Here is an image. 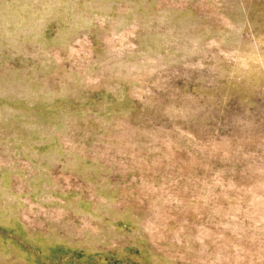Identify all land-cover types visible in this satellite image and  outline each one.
<instances>
[{"label": "rangeland", "instance_id": "obj_1", "mask_svg": "<svg viewBox=\"0 0 264 264\" xmlns=\"http://www.w3.org/2000/svg\"><path fill=\"white\" fill-rule=\"evenodd\" d=\"M0 264H264V0H0Z\"/></svg>", "mask_w": 264, "mask_h": 264}, {"label": "crops", "instance_id": "obj_2", "mask_svg": "<svg viewBox=\"0 0 264 264\" xmlns=\"http://www.w3.org/2000/svg\"><path fill=\"white\" fill-rule=\"evenodd\" d=\"M11 257L9 256V259H10Z\"/></svg>", "mask_w": 264, "mask_h": 264}]
</instances>
